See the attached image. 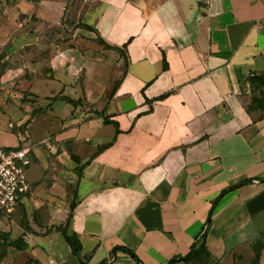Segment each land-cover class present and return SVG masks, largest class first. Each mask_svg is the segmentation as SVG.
I'll list each match as a JSON object with an SVG mask.
<instances>
[{"label": "crops", "instance_id": "obj_1", "mask_svg": "<svg viewBox=\"0 0 264 264\" xmlns=\"http://www.w3.org/2000/svg\"><path fill=\"white\" fill-rule=\"evenodd\" d=\"M85 21L121 50L88 30L116 70L35 35L0 54V108L22 115L0 118V147L31 161L29 193L0 216V234L25 249L0 264H80L53 228L72 200L66 232L84 264H136L118 247L167 264L203 231L209 259L174 264L250 262L256 241L264 264V120L248 111V78L264 74V0H89ZM38 212L46 222L24 224Z\"/></svg>", "mask_w": 264, "mask_h": 264}, {"label": "rangeland", "instance_id": "obj_2", "mask_svg": "<svg viewBox=\"0 0 264 264\" xmlns=\"http://www.w3.org/2000/svg\"><path fill=\"white\" fill-rule=\"evenodd\" d=\"M88 5L89 0H0V54L5 55L10 44L8 41L10 38L19 39L27 35H35L39 38V42L42 41L50 49L54 48V51L65 47H72L83 53H101L103 54L101 55L103 61L109 65H113V68L116 70L118 60H116L115 53H113L115 56L113 57L103 50L94 42L93 34L84 27ZM65 6L66 10L63 12L62 9ZM21 52H24V50ZM93 57H96V53ZM5 84H8V82ZM16 86L14 83L11 90H18L15 88ZM13 102L15 101L12 100L9 104L15 105ZM60 106H57V110H59ZM66 107L68 106L66 105ZM21 116L17 107L0 108V118L4 119V126L7 121L16 124L19 121L18 118ZM42 220L40 212H38L33 214L24 224H38ZM43 221L46 222V220ZM18 224H21L19 220ZM234 264H250V262L240 257Z\"/></svg>", "mask_w": 264, "mask_h": 264}, {"label": "trees", "instance_id": "obj_3", "mask_svg": "<svg viewBox=\"0 0 264 264\" xmlns=\"http://www.w3.org/2000/svg\"><path fill=\"white\" fill-rule=\"evenodd\" d=\"M86 30L95 32L96 31L87 25L84 26ZM97 34V33H96ZM97 42L102 44L105 49L108 50H113L119 54L120 49L108 46L104 44V42L99 38L97 34ZM1 59V58H0ZM6 69V64L5 63H0V77L3 75L4 70ZM248 85L250 89V97H251V102L250 105L248 106V111L249 112H258L259 116L261 119L264 120V74H252L248 78ZM28 92H24L21 100L22 102L26 101L27 96H29ZM59 96V95H58ZM55 96L54 99H60L62 101H65L67 104L71 105L73 108H75L77 105L81 104L80 100H72L69 98H65L63 96ZM39 110H34L33 112H39ZM92 114L94 115H100L99 112L92 111ZM105 123H107V120H104ZM17 148V147H16ZM14 149V148H13ZM245 183V182H244ZM233 188H227L225 189L221 195L231 191ZM75 202L72 200L70 205H69V213L66 221L64 223H59L58 225L54 226V230L57 232H60L64 238V241L66 244L69 246L71 253L73 256L79 259L80 264H84L83 259L80 257V242L78 238L76 237L75 234L68 235L66 230L69 225V222L71 220L73 210L75 208ZM210 222V216L207 219V223L209 224ZM204 239H205V231L201 234V237L194 242V244L191 246L189 252L183 256V257H176L167 262V264H174L178 262H184V263H190V262H201L204 263L209 259V254L204 246ZM12 247L18 251H23L25 249V244L23 242L22 238H17L15 240H12L9 238L8 234H0V263L2 262L3 258L5 257L6 250ZM261 244L256 241L252 244V250H253V259L250 261V264H258L259 259H260V251H261ZM116 250H120L124 253H126L136 264L139 263L138 258L136 255L129 249L123 248V247H118L112 249L111 253L115 254ZM104 262H101L99 264H103Z\"/></svg>", "mask_w": 264, "mask_h": 264}, {"label": "built area", "instance_id": "obj_4", "mask_svg": "<svg viewBox=\"0 0 264 264\" xmlns=\"http://www.w3.org/2000/svg\"><path fill=\"white\" fill-rule=\"evenodd\" d=\"M28 149L0 147V216L10 215L18 200L29 193Z\"/></svg>", "mask_w": 264, "mask_h": 264}]
</instances>
